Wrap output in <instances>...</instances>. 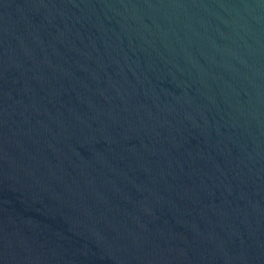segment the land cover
I'll return each instance as SVG.
<instances>
[{
  "label": "water",
  "instance_id": "water-1",
  "mask_svg": "<svg viewBox=\"0 0 264 264\" xmlns=\"http://www.w3.org/2000/svg\"><path fill=\"white\" fill-rule=\"evenodd\" d=\"M0 264H264V0H0Z\"/></svg>",
  "mask_w": 264,
  "mask_h": 264
}]
</instances>
